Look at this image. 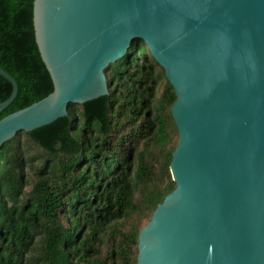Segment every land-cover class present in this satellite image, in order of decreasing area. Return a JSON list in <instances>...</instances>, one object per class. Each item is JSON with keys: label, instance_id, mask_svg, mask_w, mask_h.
Returning <instances> with one entry per match:
<instances>
[{"label": "water", "instance_id": "obj_1", "mask_svg": "<svg viewBox=\"0 0 264 264\" xmlns=\"http://www.w3.org/2000/svg\"><path fill=\"white\" fill-rule=\"evenodd\" d=\"M53 90L0 118V147L108 93L141 39L172 85L175 187L138 234L136 264H264V0H33ZM11 84L0 112L16 97Z\"/></svg>", "mask_w": 264, "mask_h": 264}, {"label": "trees", "instance_id": "obj_2", "mask_svg": "<svg viewBox=\"0 0 264 264\" xmlns=\"http://www.w3.org/2000/svg\"><path fill=\"white\" fill-rule=\"evenodd\" d=\"M33 0H0V67L18 92L0 112L53 90ZM108 93L19 131L0 147V264H136L138 234L175 187V91L141 39L105 69ZM0 75V102L11 92Z\"/></svg>", "mask_w": 264, "mask_h": 264}]
</instances>
